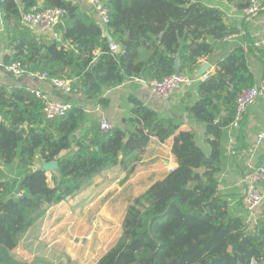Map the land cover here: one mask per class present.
<instances>
[{
	"label": "trees",
	"instance_id": "obj_1",
	"mask_svg": "<svg viewBox=\"0 0 264 264\" xmlns=\"http://www.w3.org/2000/svg\"><path fill=\"white\" fill-rule=\"evenodd\" d=\"M103 1L110 12L106 27L84 0L1 2L10 48L5 64L20 60L27 72L71 79L73 91L69 112L47 119L41 99L26 85L0 87V163L23 167L16 177L0 178V264H27L14 250L49 207L91 186L110 167L119 165L128 179L152 137L162 143L173 137L171 151L178 165L134 198L122 235L96 264H250L252 259L264 264V202L257 218H250L244 200L232 204L219 181L225 130L234 118L237 96L253 85L241 48L195 85L198 99L186 107L204 125L208 153L193 130H179L180 122L135 95L129 96L133 106L124 125L109 130H102L98 119L89 120L83 105L75 102L80 95L108 107L104 93L134 78L195 75L217 41L238 28L205 0ZM221 1L241 9L250 4ZM34 6L65 10L53 28L61 40L21 24L22 15ZM111 41L118 43V52L111 51ZM49 161L57 163L52 184L43 168Z\"/></svg>",
	"mask_w": 264,
	"mask_h": 264
},
{
	"label": "crops",
	"instance_id": "obj_2",
	"mask_svg": "<svg viewBox=\"0 0 264 264\" xmlns=\"http://www.w3.org/2000/svg\"><path fill=\"white\" fill-rule=\"evenodd\" d=\"M205 1L220 7L225 12L227 21L233 23L238 31L217 41L213 54L200 60L196 74L201 73L203 69L210 75L215 74L219 68L218 63L237 48H241L246 54L252 86L264 85V45H257L256 35L264 24V0H259L260 10L252 16L245 14V8H237L225 1ZM42 3L43 1H40L39 5ZM4 24L0 13L2 84L12 87L19 83L26 85L29 91L34 88L46 93L54 101L70 102V94H64L50 82L39 80L32 74L40 71H28L17 77L4 68L5 57L10 53L8 33ZM33 31L38 35L48 34L61 40L53 28L50 30L35 28ZM192 88L181 90L171 98L163 99L156 96L149 85L141 83L136 78L104 93V96L110 99L108 107H102L98 101H89L80 95L76 96L75 102L83 105L89 120L100 121L104 118L113 126H120L124 125L133 106L129 102V96L135 95L153 109L180 122L179 130H193L197 142L205 151L209 149V152L204 125L196 121L186 109L198 99L195 86ZM189 93L190 98L187 97ZM243 120L242 126L232 129L227 127L225 130L226 157L222 172L219 174L220 188L224 193L230 194L232 204L240 198L245 201L244 178L249 169L250 156L254 155L252 161L256 166L264 164V139L259 146L256 147L255 144L257 136L264 130V98H257L248 106ZM172 143L173 137L164 143L157 137H152L142 161L128 179H125L126 173L119 165L110 167L98 175L91 186L65 201L50 206L45 216L22 238L14 250L15 256L27 264H96L122 235L126 210L134 198L150 184L164 178L177 167V160L171 151ZM165 146L168 149H165ZM13 165L20 166L17 162ZM40 165L42 163L36 167ZM9 166L0 163V178L16 177L23 171V167L20 166L19 173L12 176L9 174ZM47 172L52 176L53 170ZM258 187L264 190V180L258 183ZM259 209L260 207L250 215V218L256 219Z\"/></svg>",
	"mask_w": 264,
	"mask_h": 264
},
{
	"label": "built area",
	"instance_id": "obj_3",
	"mask_svg": "<svg viewBox=\"0 0 264 264\" xmlns=\"http://www.w3.org/2000/svg\"><path fill=\"white\" fill-rule=\"evenodd\" d=\"M84 2L90 6L100 23L106 27L110 22V12L108 7L104 4L103 0H84ZM261 7L259 0H250V4L245 8L246 15H256ZM65 10L59 7L43 8L42 6H34L30 11L22 15L21 24L29 26L33 29L42 28L50 30L60 21L64 15ZM258 37L257 45H264V24L261 30L256 34ZM110 49L113 52H118L119 45L115 41H111ZM4 68L12 72L15 76H21L27 73L23 62L20 60L14 61L10 64L3 65ZM34 77L39 80L50 82L55 88L62 91L64 94L72 93V80L61 76H50L48 72L32 73ZM211 75L207 72L203 74L190 75L184 72H175L169 76H166L162 80H145L143 78H137L141 83L150 86L152 92L161 98H168L173 96L176 92L184 89L194 87L198 82L207 80ZM136 79V78H134ZM0 77V87L2 86ZM30 91L41 99L43 104V113L47 119H53L66 115L72 108L71 102L54 101L49 98L46 93L41 92L38 89L31 88ZM257 98H264V85L249 86L241 89L236 99V111L233 120L228 126L230 129L238 128L244 119V115L248 106L253 103ZM0 120H2V114L0 113ZM100 126L102 130H109L113 127L108 120L101 118ZM264 139V130H262L255 140L256 147L259 146ZM233 140L231 139V142ZM253 154L250 156L248 165L249 169L245 175L244 181L246 183L245 189V207L251 212H255L264 202V190L258 187V183L264 180V164L256 166L252 159ZM221 183V176L219 178ZM19 193L18 196H21ZM60 264V263H58ZM250 264H263L258 259H252Z\"/></svg>",
	"mask_w": 264,
	"mask_h": 264
},
{
	"label": "water",
	"instance_id": "obj_4",
	"mask_svg": "<svg viewBox=\"0 0 264 264\" xmlns=\"http://www.w3.org/2000/svg\"><path fill=\"white\" fill-rule=\"evenodd\" d=\"M1 2H2V0H0V5H1ZM105 36H107L110 40H113L112 37H111V35H110V33H109V31H105ZM176 67L178 68L179 67V64H177ZM205 71H206V69H203L201 71V73H197V74L198 75L203 74V73H205ZM43 168L45 170H47V171L54 170V169L57 168V163L55 161L43 162Z\"/></svg>",
	"mask_w": 264,
	"mask_h": 264
},
{
	"label": "rangeland",
	"instance_id": "obj_5",
	"mask_svg": "<svg viewBox=\"0 0 264 264\" xmlns=\"http://www.w3.org/2000/svg\"><path fill=\"white\" fill-rule=\"evenodd\" d=\"M192 90H194V88H192ZM205 144V143H204ZM206 145V144H205ZM207 146V145H206ZM165 149H168V147L167 146H165ZM206 149V148H205ZM207 151V153H208V150L209 149H206ZM21 167L20 166H14V165H10L9 166V174H11L12 176H14V175H16L17 173H19V169H20ZM47 175H48V172H47ZM51 176H49L48 175V180H49V182L52 184V181H51V178H50Z\"/></svg>",
	"mask_w": 264,
	"mask_h": 264
}]
</instances>
